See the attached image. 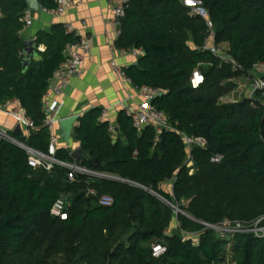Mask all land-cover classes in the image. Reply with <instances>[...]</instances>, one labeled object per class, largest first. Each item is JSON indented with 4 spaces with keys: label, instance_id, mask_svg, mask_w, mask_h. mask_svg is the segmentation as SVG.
Segmentation results:
<instances>
[{
    "label": "trees",
    "instance_id": "obj_1",
    "mask_svg": "<svg viewBox=\"0 0 264 264\" xmlns=\"http://www.w3.org/2000/svg\"><path fill=\"white\" fill-rule=\"evenodd\" d=\"M194 1L208 12L216 42L237 69L201 51L207 27L177 0H128L114 46L141 52L124 71L132 86L160 90L151 104L170 129L158 135L150 126L138 130L123 110L116 133L100 119L102 108L78 117L72 135L85 160L77 164L127 183L85 175L69 181L67 169L32 168L25 151L0 142V264H264V235L244 231L220 239L200 224L238 223L249 230L264 216L262 91L220 102L235 90L236 78L254 76L253 65L264 62V0ZM38 4L55 8L54 0ZM26 9L24 0H0V106L17 101L35 130L26 137L10 134L47 153L43 99L65 46L76 39L62 24L37 32L23 69ZM194 71L203 77L196 88ZM185 138L204 144L188 147ZM215 156L222 158L212 162ZM55 158L75 162L63 148ZM168 181L170 193L160 189ZM101 196L113 203L98 205ZM57 199L64 201L65 220L50 214ZM182 233H198V242ZM154 244L166 249L160 257L152 256Z\"/></svg>",
    "mask_w": 264,
    "mask_h": 264
},
{
    "label": "built area",
    "instance_id": "obj_2",
    "mask_svg": "<svg viewBox=\"0 0 264 264\" xmlns=\"http://www.w3.org/2000/svg\"><path fill=\"white\" fill-rule=\"evenodd\" d=\"M112 21L117 27V36H119L120 31L118 29L119 19L124 15V9L128 3V0H112ZM183 7L188 9L189 15L198 17L202 19L207 27V32L204 37L203 43L200 47L201 51H206L212 54L214 57L220 59L223 63H229L234 70L237 69V65L234 60L227 54L226 46L223 48L215 40V32L213 30V24L210 20L208 12L201 7V5L194 0H177ZM55 8L48 10L39 5V11L47 16L57 17L65 13V11L74 5H79L82 0H54ZM33 12L28 8L23 12V22L24 27L29 28L32 25ZM85 25V23H83ZM65 33L72 35L76 40L72 43H68L63 51L64 61L58 66L57 70L54 72L50 84L48 87V92L45 94L42 110L44 114L43 125L48 129L49 132V145L47 153H42L27 147L24 145L23 140H17L10 133L11 131L0 125V142L12 143L23 151H25L28 159V165L32 168L42 167L46 171H50L54 166L62 167L67 169V177L69 181H72L76 175H85L92 178H107L113 180L115 177L103 175L95 171L88 170L76 162L65 163L57 160L55 158L56 151L58 149V139L53 133L54 127L58 123V113L60 108V98L64 94L65 90L70 84V81L75 77L83 64L84 58L88 52V40L76 33L72 27L69 25H64ZM133 55H138L139 50H132ZM111 67L113 72L123 83L129 84L132 86L130 78L126 75L123 68L119 67L114 61L111 62ZM253 71L255 73H264V62H259L253 65ZM197 79V81H196ZM203 81V77L199 71H194L191 79V85L193 88H196ZM252 86L251 93L252 96L257 91H264V79L258 77L256 74L252 76ZM133 88L137 91L138 95L141 97L142 102L135 103L132 107H123L125 115L131 120L133 126L141 130L145 127H153L156 134H160L163 130H169L170 127L167 123L166 116L163 112L158 111L152 104H149V101H152L156 96L160 94V90L154 87L142 86ZM250 96V98H251ZM110 109H102L100 119L107 121L109 123V130L113 131V125L109 121L108 113ZM0 114L10 118L14 121L15 125H19L22 132L25 131V137L27 136L28 130H35V127L31 120L27 118L21 109L17 101L13 100L7 103L6 105L0 106ZM24 136V135H23ZM185 143L188 147L192 143H198L203 145V141L196 139L194 141L185 138ZM221 156H215L211 159L212 162H219ZM188 164H191L189 161ZM192 165V164H191ZM89 194L93 195L94 191L89 190ZM113 203V200L109 196H101L98 199V205L100 206H110ZM175 214L180 211L173 207ZM181 213V212H180ZM51 216L57 217L60 220H65L67 213L65 211V204L62 199H57L51 209ZM228 224V223H225ZM238 226L237 229L229 230L230 234L236 232H253L257 237H262L264 235V216L259 218L252 229L243 230L241 225L238 223L234 224V227ZM206 228L218 229L216 226L205 225ZM259 227V229H254ZM228 230H223V234L228 233ZM261 233V234H259ZM166 249L163 245L154 244L151 246L152 256L157 258L165 253Z\"/></svg>",
    "mask_w": 264,
    "mask_h": 264
},
{
    "label": "crops",
    "instance_id": "obj_3",
    "mask_svg": "<svg viewBox=\"0 0 264 264\" xmlns=\"http://www.w3.org/2000/svg\"><path fill=\"white\" fill-rule=\"evenodd\" d=\"M112 0H82L79 5L69 7L64 14L52 17L42 12L33 13L32 25L21 31L23 41L34 40L39 31H46L54 24L69 25L73 30L88 40V52L79 73L73 77L69 86L60 98L58 123L53 129L58 139V148L68 149L70 153L79 148L72 130L66 139L64 133L68 126L60 123L74 117H80L93 108H109V121L116 133L115 119L124 107H132L142 102L133 86L123 83L113 72L111 62L125 69L137 63L141 52L133 55L132 50H117L114 42L117 39V27L112 21ZM85 23V25H83ZM225 46V45H224ZM39 51H44L40 46ZM0 125L9 129L15 128L12 119L0 114ZM66 129V130H65ZM25 131L23 135L25 136ZM167 182L161 185L164 188ZM166 192V191H164Z\"/></svg>",
    "mask_w": 264,
    "mask_h": 264
},
{
    "label": "rangeland",
    "instance_id": "obj_4",
    "mask_svg": "<svg viewBox=\"0 0 264 264\" xmlns=\"http://www.w3.org/2000/svg\"><path fill=\"white\" fill-rule=\"evenodd\" d=\"M223 48L225 47L223 44L221 45ZM258 77L264 79V73H258L256 74ZM234 82L236 83V88L235 90L229 94L228 96L226 97H223L220 99V102L221 103H234V102H239V101H242L244 99H249L250 98V93H251V86H252V77H245V76H242V77H239V78H236L234 80ZM252 97V96H251ZM262 97L264 98V91H262ZM192 146V144H191ZM187 167L189 168V173L192 174V168H191V164H187ZM161 187V186H160ZM161 189V188H160ZM162 189L164 191H166L167 193H170L171 192V182L168 181L166 186ZM182 206H186V202L182 203ZM177 226V222H176V216L174 217L173 219V223L169 229V232L170 230L174 229L175 227ZM218 229H211V228H207V229H211L215 232L216 236L220 239H225L224 236L222 235L223 234V230L227 229L228 233H225V234H230L229 230H234V229H237L238 226H235L234 227V224L232 225L231 223H228V224H222L220 226H216ZM254 229H259V227L257 228H254ZM183 236L185 237H190L192 238L194 244H196L198 242V237H199V234H190V233H182ZM261 234V233H259ZM229 238V236H228Z\"/></svg>",
    "mask_w": 264,
    "mask_h": 264
},
{
    "label": "water",
    "instance_id": "obj_5",
    "mask_svg": "<svg viewBox=\"0 0 264 264\" xmlns=\"http://www.w3.org/2000/svg\"><path fill=\"white\" fill-rule=\"evenodd\" d=\"M25 3H26V6L27 8L33 12V13H38L39 12V4H38V0H24ZM35 43H34V40H26L24 42V55H25V59L23 60L22 62V67L23 69L26 68L27 64H28V61L29 59L34 55V50H35ZM149 104H151V101L148 102ZM78 117H74V118H71L67 121H64V122H61L60 125L61 126H68L67 130H66V133H64V139H66L72 129V124L75 123L77 121ZM12 134L16 135V136H19L21 137L23 135V132L20 128L19 125H16L15 128L13 130H11ZM23 143L25 146L29 147V141L28 140H23ZM70 157L73 161H75L76 163H80L81 161L85 160V157L83 156L82 154V150L79 148L75 149L74 151H72L70 153ZM113 180H117V181H121V182H125L127 183V181L125 180H122V179H119V178H114ZM137 186V185H136ZM143 188V187H141ZM145 191L151 193L152 195L156 196V197H159L160 196L146 188H143ZM183 215H185L184 213H182ZM187 217V216H186ZM189 218V217H188ZM191 219V218H189ZM192 221L196 222V223H200L198 221H195L193 219H191ZM201 225H204L203 223H200Z\"/></svg>",
    "mask_w": 264,
    "mask_h": 264
},
{
    "label": "bare ground",
    "instance_id": "obj_6",
    "mask_svg": "<svg viewBox=\"0 0 264 264\" xmlns=\"http://www.w3.org/2000/svg\"><path fill=\"white\" fill-rule=\"evenodd\" d=\"M196 81H197V79H196Z\"/></svg>",
    "mask_w": 264,
    "mask_h": 264
}]
</instances>
